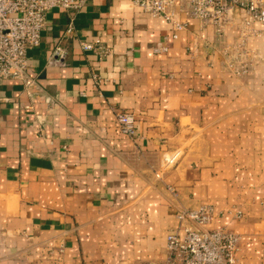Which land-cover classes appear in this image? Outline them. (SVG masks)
<instances>
[{
	"label": "crops",
	"instance_id": "obj_1",
	"mask_svg": "<svg viewBox=\"0 0 264 264\" xmlns=\"http://www.w3.org/2000/svg\"><path fill=\"white\" fill-rule=\"evenodd\" d=\"M71 14H48L33 85L0 80V264H163L179 211L202 205L241 236L234 264H264V23L235 7L222 33L184 12L176 30L89 0L67 35Z\"/></svg>",
	"mask_w": 264,
	"mask_h": 264
},
{
	"label": "built area",
	"instance_id": "obj_2",
	"mask_svg": "<svg viewBox=\"0 0 264 264\" xmlns=\"http://www.w3.org/2000/svg\"><path fill=\"white\" fill-rule=\"evenodd\" d=\"M88 1L0 0V80L21 79L28 87L33 85L34 80L28 78V71L31 67L28 54L30 49L40 46L42 34L48 26V14L54 10H66L72 13L66 31L67 35H71L75 32L76 14ZM178 1L130 0L134 6L149 13L152 17L162 18L171 23L176 30L185 26L178 19L179 12H184L188 17L198 19L203 26H213L218 33H222L235 7L248 11L247 24L252 21L264 23V0ZM173 37L176 38L177 34L174 33ZM81 46L85 51H93L99 55L109 52L101 39L83 40ZM166 50V45H159L155 48L156 53ZM66 53V48L61 44L58 45L53 52L51 62L63 64ZM238 60L236 58L234 63H238ZM244 69H246L245 66ZM244 69L238 72L241 73ZM96 80L98 82V78ZM116 117L121 132L131 137L135 136L136 119L134 115L118 111ZM174 159L175 156L167 158L165 165H170ZM212 216L213 208L210 205L180 210L178 219L184 224L185 233L173 232L167 235L166 259L163 264H234L241 236L226 228H206ZM188 223L193 224L195 228H190Z\"/></svg>",
	"mask_w": 264,
	"mask_h": 264
},
{
	"label": "rangeland",
	"instance_id": "obj_3",
	"mask_svg": "<svg viewBox=\"0 0 264 264\" xmlns=\"http://www.w3.org/2000/svg\"><path fill=\"white\" fill-rule=\"evenodd\" d=\"M237 215L240 217V216H241V212L239 211V212L237 213Z\"/></svg>",
	"mask_w": 264,
	"mask_h": 264
}]
</instances>
